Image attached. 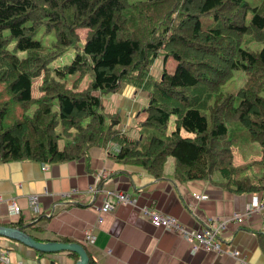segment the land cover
<instances>
[{
	"label": "trees",
	"instance_id": "obj_1",
	"mask_svg": "<svg viewBox=\"0 0 264 264\" xmlns=\"http://www.w3.org/2000/svg\"><path fill=\"white\" fill-rule=\"evenodd\" d=\"M203 15L216 21L204 27ZM41 29L52 45L34 39ZM70 48L71 63L51 65ZM237 71L244 84L226 91ZM123 84L149 100L136 135L105 111L104 96ZM109 143L118 162L156 179L173 159L179 182L216 177L232 192L264 194V0H0V164H55Z\"/></svg>",
	"mask_w": 264,
	"mask_h": 264
},
{
	"label": "crops",
	"instance_id": "obj_2",
	"mask_svg": "<svg viewBox=\"0 0 264 264\" xmlns=\"http://www.w3.org/2000/svg\"><path fill=\"white\" fill-rule=\"evenodd\" d=\"M153 73L157 75L158 69ZM148 101L147 93L129 84H123L110 98L104 97L105 111L119 113V127L133 135L140 130L139 121L145 118L142 109ZM182 135L188 133L182 130ZM118 150L117 144L109 143L90 148L79 159L55 164L26 160L1 163L0 195L4 200L0 201V224L21 221L25 231L38 241L80 243L94 264H264V212L241 224L232 223L222 233L241 252L242 263L230 255L193 252L189 242L154 227L139 210L142 206L155 208L198 230L211 217L224 219L243 211L255 193L232 192L216 177L179 182L173 177V159H169L164 176L156 179L139 166L118 162L114 158ZM244 158L236 155V163H243ZM101 170L107 177L100 183L99 193L92 196L88 188ZM104 190L127 193L136 204L116 203L112 211L100 213L92 204H101ZM34 195L38 196V212L29 204ZM11 199L20 207L18 213L10 210ZM88 232L91 241H86ZM0 249L7 250L13 262L22 264H75L79 259L66 251L39 253L1 236Z\"/></svg>",
	"mask_w": 264,
	"mask_h": 264
},
{
	"label": "built area",
	"instance_id": "obj_3",
	"mask_svg": "<svg viewBox=\"0 0 264 264\" xmlns=\"http://www.w3.org/2000/svg\"><path fill=\"white\" fill-rule=\"evenodd\" d=\"M45 168V167H44ZM107 174L105 170H101L96 175V181L94 184L89 186V192L92 196H96L101 188H99L100 183L106 179ZM104 198L99 206L95 205L94 202L92 206L98 210L100 213H108L114 209L116 203L119 204H136V199L127 193L119 192L115 190H104ZM195 197L200 199L201 196L195 194ZM4 200L0 195V201ZM29 204L31 208L38 212V196H31L29 198ZM10 210L12 212L18 213L20 207L11 199ZM140 212L149 218L151 224L154 227L164 228L166 230L172 231L177 235L181 236L184 240L190 243L192 251L196 252L198 250H205L215 252L216 254L230 255L240 262L244 263L241 252L235 248L232 241L225 240L222 233L227 230L228 225L232 223L241 224L253 214L264 212V194L259 195L257 193L253 194L249 204L246 205L243 211L235 212L231 216L220 219L211 217L207 220L206 224L202 229H192L185 226L175 217L166 215L161 211L148 207H139ZM101 222V218L98 219ZM92 234L88 232L86 234V241H91ZM0 264H22L21 262H13L10 257V253L5 249H0Z\"/></svg>",
	"mask_w": 264,
	"mask_h": 264
},
{
	"label": "rangeland",
	"instance_id": "obj_4",
	"mask_svg": "<svg viewBox=\"0 0 264 264\" xmlns=\"http://www.w3.org/2000/svg\"><path fill=\"white\" fill-rule=\"evenodd\" d=\"M134 1V0H133ZM263 0H245L246 3H248L250 6H257L260 5L262 3ZM251 18V14H248V19ZM201 21L203 23L204 27H209L211 25H213V23L216 21L212 15H203L201 16ZM81 37H82V43L84 42V36L86 31L84 29L79 31ZM34 39L41 41L45 46H50L52 45V43L55 41V34L52 33H46L44 31V29H41L35 36ZM262 48V44L260 43H254L251 46L252 50L255 51H260V49ZM75 57V49L74 48H70L68 49L63 56H61L60 58H58L56 61H54L51 65L52 66H63L64 64H68L71 63V61L73 60V58ZM176 67V61L170 57L167 61V66L166 69L168 70V72L173 73ZM158 69V73L161 71L162 68V61H157L156 62V67ZM156 73V72H155ZM246 74L243 71H237L234 74V77L232 78L231 81H229L226 86L224 87V89L226 91H237L245 82L246 80ZM90 75L88 74L84 80L82 81L81 85H80V89H84L88 86L89 81H90ZM38 83H39V79H35L34 80V85H33V94L35 96L38 95ZM112 96V94L109 95H105L104 97L106 98H110ZM174 128V119H172L171 121V129Z\"/></svg>",
	"mask_w": 264,
	"mask_h": 264
},
{
	"label": "water",
	"instance_id": "obj_5",
	"mask_svg": "<svg viewBox=\"0 0 264 264\" xmlns=\"http://www.w3.org/2000/svg\"><path fill=\"white\" fill-rule=\"evenodd\" d=\"M25 227H12L0 224V236L24 244L39 253L73 252L79 256L75 264H89L90 258L84 245L75 242L38 241L25 231Z\"/></svg>",
	"mask_w": 264,
	"mask_h": 264
}]
</instances>
